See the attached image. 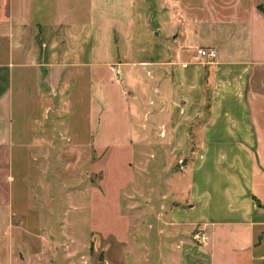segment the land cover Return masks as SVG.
Instances as JSON below:
<instances>
[{"label": "crops", "instance_id": "obj_1", "mask_svg": "<svg viewBox=\"0 0 264 264\" xmlns=\"http://www.w3.org/2000/svg\"><path fill=\"white\" fill-rule=\"evenodd\" d=\"M196 1L180 14L181 27L170 28L165 57L143 65L119 63L121 81L129 89L100 90L102 107L97 106L92 68L86 119L106 144L143 147L146 164L137 173L150 179L144 203L166 210L164 221L172 234L183 231L172 240L175 264H262L264 0ZM198 47L215 48V61L195 59ZM34 49L12 44L9 62L0 64V179L7 178V186L0 187V209L5 210L12 209L13 147L28 128L25 122H32L28 110L16 135L15 104L26 110L36 97L44 102L36 93L41 88L35 92L37 76L34 82L26 80L22 96L16 77L49 69L56 80L62 65L80 61L78 53L41 61ZM113 128L125 132L111 138L101 133ZM193 229L204 232L203 243L194 241Z\"/></svg>", "mask_w": 264, "mask_h": 264}, {"label": "rangeland", "instance_id": "obj_2", "mask_svg": "<svg viewBox=\"0 0 264 264\" xmlns=\"http://www.w3.org/2000/svg\"><path fill=\"white\" fill-rule=\"evenodd\" d=\"M192 4L198 3L0 0V64L9 62L12 44H31L41 61L59 54L71 59L75 53L80 60L62 65L56 80L48 68L38 75H15L21 96L26 80L37 76L35 92L41 88L43 96L36 93L44 102L36 97L26 110L15 104L16 135L28 110L33 123L25 122L28 128L13 147L12 209H0V264H175L172 240L183 231L172 234L166 210L144 203L150 179L137 173L146 164L143 147L99 140V130L87 122L86 102L93 67L97 106L102 107L100 90L129 89L119 63L143 65L165 57L170 28L181 27L180 14ZM57 111L62 121H54ZM102 132L111 138L125 131ZM0 182L7 186L6 177ZM199 232L191 231L197 244L206 240Z\"/></svg>", "mask_w": 264, "mask_h": 264}, {"label": "built area", "instance_id": "obj_3", "mask_svg": "<svg viewBox=\"0 0 264 264\" xmlns=\"http://www.w3.org/2000/svg\"><path fill=\"white\" fill-rule=\"evenodd\" d=\"M217 57V51L213 47H198L195 50L194 58L207 64H212ZM202 240L206 239L204 233L201 236Z\"/></svg>", "mask_w": 264, "mask_h": 264}, {"label": "trees", "instance_id": "obj_4", "mask_svg": "<svg viewBox=\"0 0 264 264\" xmlns=\"http://www.w3.org/2000/svg\"><path fill=\"white\" fill-rule=\"evenodd\" d=\"M261 8V7H260Z\"/></svg>", "mask_w": 264, "mask_h": 264}]
</instances>
